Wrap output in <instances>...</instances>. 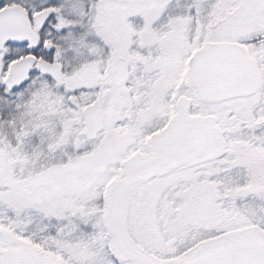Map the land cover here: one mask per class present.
Here are the masks:
<instances>
[{"label": "snow or ice", "instance_id": "6c2138e0", "mask_svg": "<svg viewBox=\"0 0 264 264\" xmlns=\"http://www.w3.org/2000/svg\"><path fill=\"white\" fill-rule=\"evenodd\" d=\"M0 264H264V0H0Z\"/></svg>", "mask_w": 264, "mask_h": 264}]
</instances>
